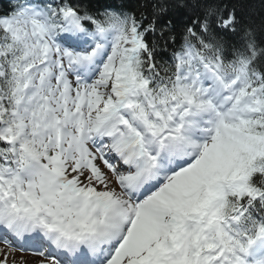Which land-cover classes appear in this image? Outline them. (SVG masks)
I'll use <instances>...</instances> for the list:
<instances>
[{"label":"snow or ice","instance_id":"snow-or-ice-1","mask_svg":"<svg viewBox=\"0 0 264 264\" xmlns=\"http://www.w3.org/2000/svg\"><path fill=\"white\" fill-rule=\"evenodd\" d=\"M0 264H264V0H8Z\"/></svg>","mask_w":264,"mask_h":264},{"label":"trees","instance_id":"trees-1","mask_svg":"<svg viewBox=\"0 0 264 264\" xmlns=\"http://www.w3.org/2000/svg\"><path fill=\"white\" fill-rule=\"evenodd\" d=\"M3 2H4V0H0V9L7 7V5H5V6L3 5ZM256 2L258 3V0H256Z\"/></svg>","mask_w":264,"mask_h":264},{"label":"rangeland","instance_id":"rangeland-1","mask_svg":"<svg viewBox=\"0 0 264 264\" xmlns=\"http://www.w3.org/2000/svg\"><path fill=\"white\" fill-rule=\"evenodd\" d=\"M27 255V254H26Z\"/></svg>","mask_w":264,"mask_h":264}]
</instances>
